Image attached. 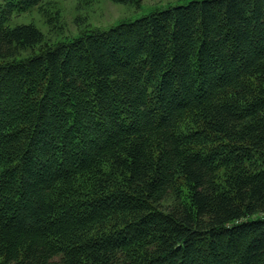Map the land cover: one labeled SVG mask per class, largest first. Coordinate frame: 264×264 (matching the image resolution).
<instances>
[{"label": "trees", "instance_id": "16d2710c", "mask_svg": "<svg viewBox=\"0 0 264 264\" xmlns=\"http://www.w3.org/2000/svg\"><path fill=\"white\" fill-rule=\"evenodd\" d=\"M44 1L0 5V264H264V0L55 45Z\"/></svg>", "mask_w": 264, "mask_h": 264}, {"label": "rangeland", "instance_id": "374dc122", "mask_svg": "<svg viewBox=\"0 0 264 264\" xmlns=\"http://www.w3.org/2000/svg\"><path fill=\"white\" fill-rule=\"evenodd\" d=\"M190 0H142L141 8L114 0H46L11 15L12 23L32 22L45 34V42L55 45L69 41L85 31L106 30L152 11ZM6 0H0L4 7ZM2 7V8H3Z\"/></svg>", "mask_w": 264, "mask_h": 264}]
</instances>
